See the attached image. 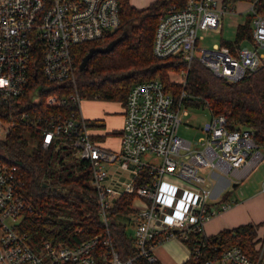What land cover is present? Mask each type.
Returning <instances> with one entry per match:
<instances>
[{"label":"built area","instance_id":"built-area-1","mask_svg":"<svg viewBox=\"0 0 264 264\" xmlns=\"http://www.w3.org/2000/svg\"><path fill=\"white\" fill-rule=\"evenodd\" d=\"M258 2H238L246 5L243 12L252 14L250 39L243 41L249 46L241 42L200 48V32H221L223 17L228 10L237 12L238 3L229 9L223 0H187L183 8H170L160 16L153 53L182 63L177 73L183 85L193 61L218 78L240 82L264 67V15L257 12ZM120 28L118 0H0V139L27 127L36 132L35 146L43 150L70 147L77 159L90 165L104 226L75 245L32 242L18 229L33 207L25 178L17 165L0 161V264H136L138 259L153 263L156 246L177 240L191 253L187 242L192 238L195 256L200 257L209 238L206 223L232 207L214 200L215 187L224 177L242 181L264 163V147L255 142L253 131L231 129L225 115H211L194 143L180 137L186 94L183 91L177 102L159 79L130 89L119 149L104 147L97 139L101 134L92 133L101 130L89 126L76 92L42 95L51 86L75 82L76 46ZM34 52L41 54L44 83L32 78ZM148 156L155 161H146ZM118 172L127 173L130 180H115ZM124 197L131 199L122 216L134 230L126 258L116 248L109 219ZM255 240L256 259L234 245L204 264H264V225Z\"/></svg>","mask_w":264,"mask_h":264},{"label":"trees","instance_id":"trees-1","mask_svg":"<svg viewBox=\"0 0 264 264\" xmlns=\"http://www.w3.org/2000/svg\"><path fill=\"white\" fill-rule=\"evenodd\" d=\"M223 1L236 5L251 0ZM118 2L121 28L102 39L76 46L75 82L65 83L61 87L51 86L42 91V95L76 92L81 101H116L125 106L134 84L159 79L177 102L184 91L186 95L182 103L185 107H207L213 116H227L231 129L245 127L252 130L255 142L264 147V67L240 82L231 83L216 77L200 62L193 61L186 83L172 82L170 76L179 72L183 65L175 58H157L153 53L154 36L160 16L170 8H183L187 0H155L144 9L133 7L129 0ZM256 9L264 15V0H259ZM119 36L123 38L111 52L95 53L87 68L80 71V63L90 48L104 47ZM245 39H250V26L247 24L240 25L237 30V43ZM41 68V54L34 52L32 78L44 83ZM60 111L66 112V109ZM73 112L78 114V108ZM100 123L99 120L88 121L91 127L101 126ZM29 140L38 143L36 132L27 127H18L7 139H0V161L20 168L33 205L23 215L18 229L28 233L32 242L46 239L71 245L102 232L104 226L97 194L91 184L90 165L77 159L68 146L43 150L39 146L30 147ZM130 199L124 197L118 201L111 209L109 218L112 237L122 258L130 255V239L126 227L117 220V216L128 212ZM262 225L247 223L210 236L200 257L195 256L196 240L192 238L187 242L191 256L183 264H204L207 259L219 256L224 249L234 245L241 247L251 259H256L255 239ZM136 264L160 263L138 259Z\"/></svg>","mask_w":264,"mask_h":264},{"label":"rangeland","instance_id":"rangeland-1","mask_svg":"<svg viewBox=\"0 0 264 264\" xmlns=\"http://www.w3.org/2000/svg\"><path fill=\"white\" fill-rule=\"evenodd\" d=\"M233 5H228V8L231 9ZM237 12L233 13L230 10L223 17V26L221 32H200V36L202 39L199 42L200 48L211 50L216 44L223 43H231L237 44V30L240 25L247 24L250 26V34H251V26H252V14L250 11L243 12L246 8V5H237ZM243 12V13H242ZM244 45H250L251 43L243 42ZM170 79L172 82H177L181 84V77L178 73L174 72ZM102 105H100L99 109L101 111L102 118L106 124V128H102L103 131H100L102 134H106V131L112 130L111 118L119 117L120 113V105L116 103V101H102ZM87 104L85 101H82L80 104L81 113L83 116H88ZM186 110L187 114L181 116L182 123L179 128L180 137L190 140L193 143L197 140L198 137L201 136V133L198 132V129L203 126L211 118L210 110L207 107L194 108L190 107L184 108L181 110V113ZM94 120H90L92 123ZM101 129V128H100ZM106 134L109 138L106 142L108 143H116L117 134L114 131V134ZM104 135V136H106ZM29 146H35V140H29ZM146 161H155L153 157L148 156ZM126 181H129L128 175H124ZM239 183L238 186L234 187L233 183ZM264 190V163L259 164L257 168L244 180L242 181H232L228 177H224L214 190V200H221V204L230 203L232 206L236 203L242 202V200L249 196L258 195L260 192L262 193ZM117 220L126 224V234L127 237L131 240L133 238V228L128 225V220L126 216L119 215L117 216ZM261 224V222H260ZM264 225V222H263ZM262 225V226H263ZM133 255V253H132Z\"/></svg>","mask_w":264,"mask_h":264},{"label":"crops","instance_id":"crops-1","mask_svg":"<svg viewBox=\"0 0 264 264\" xmlns=\"http://www.w3.org/2000/svg\"><path fill=\"white\" fill-rule=\"evenodd\" d=\"M155 0H129L130 4L137 9H144L148 7ZM238 5H245L243 3H238ZM87 104L88 116H84L88 121L90 120H99L101 121V126H92L93 129L101 128L103 131V127L106 128V124L102 118L101 111L99 109L100 105H102V101L97 100H83ZM120 105V113L119 117L111 118L112 130L106 131V134L110 132H116L117 141L116 143H107L109 139L106 134H102L97 131H92L94 134H101V137L97 138L99 142L104 147L110 149H119L120 144V133L124 126V118H125V106L120 102H116ZM106 135V136H104ZM96 139V140H97ZM107 139V140H106ZM124 175H128L127 173L118 172L114 173L115 180H126ZM128 178L130 176L128 175ZM116 184V183H115ZM236 184V185H235ZM239 183H233V186H238ZM264 222V191L259 193L258 195L249 196L242 200L240 203L234 204L229 210L223 212L222 214L214 217L205 225V234L210 237L218 234L222 230L225 229H234L240 225L252 223V224H260ZM155 255L157 257V261L160 264H183L186 262L191 253L189 249L181 244L177 240H169L163 244L156 246Z\"/></svg>","mask_w":264,"mask_h":264},{"label":"water","instance_id":"water-1","mask_svg":"<svg viewBox=\"0 0 264 264\" xmlns=\"http://www.w3.org/2000/svg\"><path fill=\"white\" fill-rule=\"evenodd\" d=\"M122 38H123V36H119L116 39L112 40L108 45H106L104 47H92V48H90L80 63V66H79L80 71H84L87 68L90 59L93 57V55L95 53L104 54V53L111 52L114 49V47L122 40Z\"/></svg>","mask_w":264,"mask_h":264}]
</instances>
